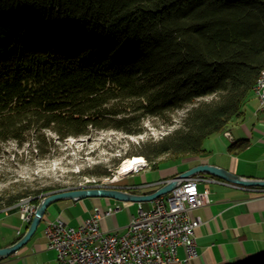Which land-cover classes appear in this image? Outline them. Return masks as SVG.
<instances>
[{
  "label": "trees",
  "instance_id": "trees-1",
  "mask_svg": "<svg viewBox=\"0 0 264 264\" xmlns=\"http://www.w3.org/2000/svg\"><path fill=\"white\" fill-rule=\"evenodd\" d=\"M263 69L264 0H0V151L12 141L46 157L54 140L139 134L145 118L186 108L137 151L156 168L241 117Z\"/></svg>",
  "mask_w": 264,
  "mask_h": 264
},
{
  "label": "crops",
  "instance_id": "crops-1",
  "mask_svg": "<svg viewBox=\"0 0 264 264\" xmlns=\"http://www.w3.org/2000/svg\"><path fill=\"white\" fill-rule=\"evenodd\" d=\"M241 117L232 121L213 138L214 150H206L183 158H166L156 168L143 167L131 171L117 186L132 193H150L180 172L198 163H209L247 178H264V109L252 96ZM225 132L228 134L226 135ZM240 140L245 145L229 151L228 145ZM157 174H151L149 170ZM200 190L208 189L209 202L192 211L201 219L195 228L197 256L185 261V253L178 248L179 261L169 264H259L264 263V188L245 187L220 178L204 175ZM216 178V181L208 179ZM119 201L106 197L81 200H58L50 204L35 232L16 251L0 258V264H55V252L46 247L43 228L48 220L63 218L69 226H77L96 208L113 213L99 220L104 231L121 234L139 207L150 208L152 202ZM29 222L22 221L17 209L0 210V248L18 240ZM4 230V231H2Z\"/></svg>",
  "mask_w": 264,
  "mask_h": 264
},
{
  "label": "built area",
  "instance_id": "built-area-1",
  "mask_svg": "<svg viewBox=\"0 0 264 264\" xmlns=\"http://www.w3.org/2000/svg\"><path fill=\"white\" fill-rule=\"evenodd\" d=\"M259 81H264V74ZM253 92L264 97V88ZM205 180L200 173L180 179L171 191L153 199L150 208L139 207L121 234L99 226L102 217L113 213L111 207L96 208L77 226L61 217L48 220L43 228L46 247L55 252V264H169L179 261L178 248L184 250L185 261L192 259L197 256L194 231L201 224L192 211L209 202L208 189L199 188ZM12 207L25 222L35 211L33 201Z\"/></svg>",
  "mask_w": 264,
  "mask_h": 264
},
{
  "label": "rangeland",
  "instance_id": "rangeland-1",
  "mask_svg": "<svg viewBox=\"0 0 264 264\" xmlns=\"http://www.w3.org/2000/svg\"><path fill=\"white\" fill-rule=\"evenodd\" d=\"M208 98L210 97H205V99ZM185 111L186 108H183L163 118H145L144 130L139 134L101 129L86 136L70 137L63 141L54 140V146L46 157H40L39 153L28 145L18 148L14 142H6L0 151V202L3 204L5 198L24 193L37 196L40 200L49 193L99 184L105 180L107 185H118V181L131 171L119 175V180L112 182L109 180L119 174L124 161L132 158L133 155L143 157L137 151L148 150L151 142L161 139L163 135L175 129ZM217 134L216 132L205 138L203 149L215 151L214 145H220L213 143V138ZM166 157L162 155L154 161L163 160ZM144 160H146L145 157ZM150 165L151 163L146 160L145 167L148 168ZM103 169L110 170V173L103 176L93 173L94 170ZM148 170L151 174H157L153 170ZM33 203L36 209L38 203L34 201ZM149 203V201L143 202L144 206Z\"/></svg>",
  "mask_w": 264,
  "mask_h": 264
},
{
  "label": "water",
  "instance_id": "water-1",
  "mask_svg": "<svg viewBox=\"0 0 264 264\" xmlns=\"http://www.w3.org/2000/svg\"><path fill=\"white\" fill-rule=\"evenodd\" d=\"M211 175L220 178L228 183L245 186V187H261L264 188V178H247L235 174L225 168L209 163H198L190 168L180 172L176 177L167 181L164 185L156 188L150 193H132L119 188L114 185H85L75 188L65 189L49 193L43 196L34 211L31 221L29 222L26 231L23 235L9 246L0 248V258L6 257L16 251L19 247L25 244L32 234L35 232L38 224L40 223L46 208L58 200H81L91 197H106L119 201L130 202H148L156 197L166 194L171 191L179 182L180 179L189 178L194 174Z\"/></svg>",
  "mask_w": 264,
  "mask_h": 264
},
{
  "label": "bare ground",
  "instance_id": "bare-ground-1",
  "mask_svg": "<svg viewBox=\"0 0 264 264\" xmlns=\"http://www.w3.org/2000/svg\"><path fill=\"white\" fill-rule=\"evenodd\" d=\"M262 74H264V69L259 73V75H258V77L254 83V86L252 88V92L258 86H259V88H264V81H259L262 79ZM253 95L258 101V105H264V97H262L261 92H253ZM145 166H146V160H144V157L133 155L132 158H128L126 161H124V163L120 167L119 174L114 176L112 179H110V180L108 179V180L110 182L119 180L118 179L119 175H121L125 172H128V171H138ZM105 181L100 182L99 185H107V184H105L106 183ZM32 199L33 198L30 196L21 198L19 200V202H17V204H15L14 206L22 205V204H28V202L32 201ZM9 208H11V207H9Z\"/></svg>",
  "mask_w": 264,
  "mask_h": 264
}]
</instances>
